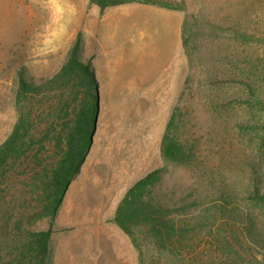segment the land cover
Here are the masks:
<instances>
[{"label": "rangeland", "instance_id": "rangeland-1", "mask_svg": "<svg viewBox=\"0 0 264 264\" xmlns=\"http://www.w3.org/2000/svg\"><path fill=\"white\" fill-rule=\"evenodd\" d=\"M78 33L97 123L53 220L47 264H189L111 221L127 189L160 167L155 196L181 218L202 215L201 258L228 221L264 246V0H127L103 10L89 0H0V145L17 119V71L53 76ZM174 113L173 132L193 154L185 164L162 155ZM19 179L0 198V223L29 209L34 189ZM19 224L46 230L50 219Z\"/></svg>", "mask_w": 264, "mask_h": 264}, {"label": "trees", "instance_id": "trees-1", "mask_svg": "<svg viewBox=\"0 0 264 264\" xmlns=\"http://www.w3.org/2000/svg\"><path fill=\"white\" fill-rule=\"evenodd\" d=\"M125 1L89 0L101 10ZM81 46L78 33L65 62L51 77L30 81L24 70L17 71V119L0 145V198L19 178L29 177L34 190L29 209L18 216L19 220L9 214L2 217L0 264H47L53 220L89 152L96 104L93 67L90 60L80 59ZM175 121L174 113L162 138V155L168 161L185 164L193 154L173 132ZM164 172L163 167L154 169L133 183L111 218L134 243L135 229L141 228L155 248L186 255L189 264H264V246L247 240L234 221L225 224V236L216 240L206 258H201L205 247L194 240L202 215L181 218L177 209L155 196ZM43 217L50 219L46 230L32 231L19 224L20 220L29 224Z\"/></svg>", "mask_w": 264, "mask_h": 264}, {"label": "bare ground", "instance_id": "bare-ground-1", "mask_svg": "<svg viewBox=\"0 0 264 264\" xmlns=\"http://www.w3.org/2000/svg\"><path fill=\"white\" fill-rule=\"evenodd\" d=\"M93 179H94V178H93ZM114 180H115V179H114ZM115 181H116V180H115ZM99 182H100V181H99ZM109 182H110V181H109ZM94 183H96V181H94ZM112 183H113V182H112ZM112 183H110V184H112ZM114 183H115V182H114ZM100 186H101V185H95L94 187L98 189V188H100ZM106 186H107V185H106ZM108 186H109V185H108ZM110 186H111V185H110ZM118 186H119V185H118ZM105 188H106V187H105ZM102 189H103V188H102ZM103 190H104V189H103ZM114 190H115V189H114ZM96 191H97V190H96ZM100 191H101V190H100ZM98 192H99V190H98ZM112 192H113V191H112ZM112 192H111V193H112ZM109 193H110V191H109ZM111 193H110V195H111ZM112 194H113V193H112ZM100 195H101V194H100ZM103 195H105V194L103 193ZM106 195H108V193H107ZM107 198L109 199L110 197H107ZM73 201H74V200H73ZM108 201L110 202V200H107L106 203H107ZM69 202H70V203L72 202V197H70V201H69ZM108 204H109V203H108ZM106 205H107V204H106ZM73 206H74V205H73ZM71 212H72V211H71Z\"/></svg>", "mask_w": 264, "mask_h": 264}, {"label": "water", "instance_id": "water-1", "mask_svg": "<svg viewBox=\"0 0 264 264\" xmlns=\"http://www.w3.org/2000/svg\"><path fill=\"white\" fill-rule=\"evenodd\" d=\"M96 123H97V117L94 119L93 127H92V133H91V144H92V136L96 130ZM69 187V186H68Z\"/></svg>", "mask_w": 264, "mask_h": 264}, {"label": "crops", "instance_id": "crops-1", "mask_svg": "<svg viewBox=\"0 0 264 264\" xmlns=\"http://www.w3.org/2000/svg\"><path fill=\"white\" fill-rule=\"evenodd\" d=\"M70 197H72V196H70ZM70 201V200H69Z\"/></svg>", "mask_w": 264, "mask_h": 264}]
</instances>
